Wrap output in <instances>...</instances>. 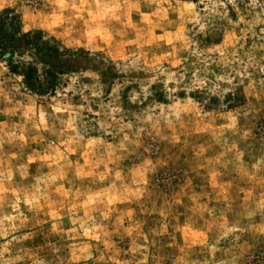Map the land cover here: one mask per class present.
Listing matches in <instances>:
<instances>
[{"label": "clouds", "instance_id": "1", "mask_svg": "<svg viewBox=\"0 0 264 264\" xmlns=\"http://www.w3.org/2000/svg\"><path fill=\"white\" fill-rule=\"evenodd\" d=\"M0 20V264H264V0Z\"/></svg>", "mask_w": 264, "mask_h": 264}, {"label": "rangeland", "instance_id": "2", "mask_svg": "<svg viewBox=\"0 0 264 264\" xmlns=\"http://www.w3.org/2000/svg\"><path fill=\"white\" fill-rule=\"evenodd\" d=\"M13 11H14V9H13ZM19 19H20L19 15L13 17V25L14 26H15L16 22L19 21ZM2 28H3V20H0V30H2ZM30 42L34 43V41H30ZM40 51L42 52V54L45 57H49L48 53L50 52V50L40 49ZM12 71L15 72L16 69L13 68ZM27 75H28V78L30 80H34L35 79V75H36L35 69L29 68L27 70ZM49 75L52 77L53 81H55V74L52 73V72H49ZM0 119H2V118H0ZM189 183H190V185H194L197 188V191H201L203 189V184L199 183L198 179L190 181ZM180 191H187V188H182V189H180ZM144 219H145V222H146V227H151L152 226V224H151V220H152L151 214L146 216Z\"/></svg>", "mask_w": 264, "mask_h": 264}, {"label": "trees", "instance_id": "3", "mask_svg": "<svg viewBox=\"0 0 264 264\" xmlns=\"http://www.w3.org/2000/svg\"><path fill=\"white\" fill-rule=\"evenodd\" d=\"M51 51V50H50ZM48 55H49V53H48Z\"/></svg>", "mask_w": 264, "mask_h": 264}]
</instances>
